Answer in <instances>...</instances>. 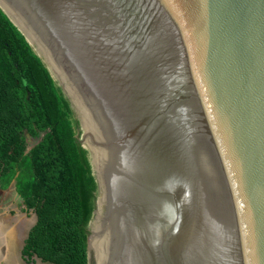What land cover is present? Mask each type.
Masks as SVG:
<instances>
[{"label": "water", "instance_id": "95a60500", "mask_svg": "<svg viewBox=\"0 0 264 264\" xmlns=\"http://www.w3.org/2000/svg\"><path fill=\"white\" fill-rule=\"evenodd\" d=\"M0 7L80 120L90 264H264V0Z\"/></svg>", "mask_w": 264, "mask_h": 264}, {"label": "trees", "instance_id": "16d2710c", "mask_svg": "<svg viewBox=\"0 0 264 264\" xmlns=\"http://www.w3.org/2000/svg\"><path fill=\"white\" fill-rule=\"evenodd\" d=\"M81 134L62 86L0 7V189H15L36 215L20 246L25 264H90L98 185Z\"/></svg>", "mask_w": 264, "mask_h": 264}, {"label": "rangeland", "instance_id": "374dc122", "mask_svg": "<svg viewBox=\"0 0 264 264\" xmlns=\"http://www.w3.org/2000/svg\"><path fill=\"white\" fill-rule=\"evenodd\" d=\"M20 203L21 199L15 189L0 191V264H25L21 258L20 246L35 223L36 215L22 211Z\"/></svg>", "mask_w": 264, "mask_h": 264}]
</instances>
